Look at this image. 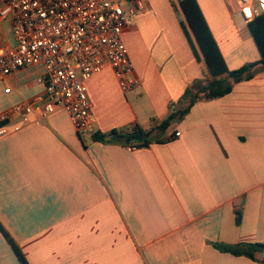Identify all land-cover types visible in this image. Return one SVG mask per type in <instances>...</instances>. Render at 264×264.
Returning <instances> with one entry per match:
<instances>
[{
    "label": "crops",
    "instance_id": "obj_1",
    "mask_svg": "<svg viewBox=\"0 0 264 264\" xmlns=\"http://www.w3.org/2000/svg\"><path fill=\"white\" fill-rule=\"evenodd\" d=\"M123 1L135 15L122 37L141 83L124 92L110 66L91 76L93 133L137 124L162 140L100 141L62 108L43 116L40 68L19 69L0 82V113L36 107L0 138V224L29 264H263L215 243H264V65L161 132L187 89L212 74L178 0ZM196 1L229 69L261 59L236 17L239 0ZM12 45L11 21L0 19V47ZM0 264H21L1 229Z\"/></svg>",
    "mask_w": 264,
    "mask_h": 264
},
{
    "label": "built area",
    "instance_id": "obj_2",
    "mask_svg": "<svg viewBox=\"0 0 264 264\" xmlns=\"http://www.w3.org/2000/svg\"><path fill=\"white\" fill-rule=\"evenodd\" d=\"M239 4L247 21L264 13V0ZM4 18L11 21L14 45L0 47V82L21 68L39 67L43 116L62 108L77 131L91 134L96 125L87 86L91 76L110 66L124 92L141 83L122 37L135 15L121 0H3ZM35 104L19 103L0 113V138L29 123ZM15 115L20 121H13Z\"/></svg>",
    "mask_w": 264,
    "mask_h": 264
},
{
    "label": "trees",
    "instance_id": "obj_3",
    "mask_svg": "<svg viewBox=\"0 0 264 264\" xmlns=\"http://www.w3.org/2000/svg\"><path fill=\"white\" fill-rule=\"evenodd\" d=\"M179 6L184 12L194 35L197 46L203 55L206 65L210 70L212 77L205 79L196 93L187 89L185 97L188 96V104L181 108H174L168 117L161 121L157 129L164 131L175 119L183 118L191 109L192 105L200 99H213L224 96L233 88V83L248 79L254 76V67L259 63L264 65V13L247 21L248 28L261 53V59L254 62H248L236 69H229L226 61L210 31L205 18L200 10L196 0H178ZM200 58V57H199ZM231 80V81H230ZM153 129L145 130L137 124L124 127L122 129H113L109 134L93 133V138L100 141H117L127 146L145 147L153 140L161 141L153 135ZM236 221H241V211H237ZM0 229L11 243L21 264H29L23 250L11 239L10 235L0 224ZM216 247L225 252H231L235 255H246L252 259L258 260L264 264V257H258L257 254L264 252V243H238L229 245L224 243H215Z\"/></svg>",
    "mask_w": 264,
    "mask_h": 264
},
{
    "label": "rangeland",
    "instance_id": "obj_4",
    "mask_svg": "<svg viewBox=\"0 0 264 264\" xmlns=\"http://www.w3.org/2000/svg\"><path fill=\"white\" fill-rule=\"evenodd\" d=\"M235 1L236 0H234V2ZM122 5L124 7H126L127 6V2L126 1H123L122 2ZM236 17L243 23V26H244V29H245L246 33H249L250 34V32L248 31L249 29H248V26H247V20H246L245 16L242 14L241 10L240 11L236 10ZM127 92H129V91H127Z\"/></svg>",
    "mask_w": 264,
    "mask_h": 264
},
{
    "label": "water",
    "instance_id": "obj_5",
    "mask_svg": "<svg viewBox=\"0 0 264 264\" xmlns=\"http://www.w3.org/2000/svg\"><path fill=\"white\" fill-rule=\"evenodd\" d=\"M264 255V254H263Z\"/></svg>",
    "mask_w": 264,
    "mask_h": 264
}]
</instances>
